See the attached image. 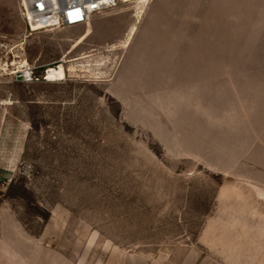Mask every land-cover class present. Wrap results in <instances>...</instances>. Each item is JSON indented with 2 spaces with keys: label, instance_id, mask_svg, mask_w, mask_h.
I'll return each instance as SVG.
<instances>
[{
  "label": "rangeland",
  "instance_id": "rangeland-1",
  "mask_svg": "<svg viewBox=\"0 0 264 264\" xmlns=\"http://www.w3.org/2000/svg\"><path fill=\"white\" fill-rule=\"evenodd\" d=\"M89 21L0 0V264H264V0Z\"/></svg>",
  "mask_w": 264,
  "mask_h": 264
},
{
  "label": "built area",
  "instance_id": "built-area-1",
  "mask_svg": "<svg viewBox=\"0 0 264 264\" xmlns=\"http://www.w3.org/2000/svg\"><path fill=\"white\" fill-rule=\"evenodd\" d=\"M151 0H19L20 12L30 31L76 26L119 6L144 7ZM45 77L43 75L42 79Z\"/></svg>",
  "mask_w": 264,
  "mask_h": 264
},
{
  "label": "bare ground",
  "instance_id": "bare-ground-1",
  "mask_svg": "<svg viewBox=\"0 0 264 264\" xmlns=\"http://www.w3.org/2000/svg\"><path fill=\"white\" fill-rule=\"evenodd\" d=\"M140 17H141V14H139V12H138L136 14V16H135V23L139 22ZM135 23H133L130 26L129 31H128V34L126 35L125 39L123 40L121 46H126L127 43H128V41H129V39L131 38L132 34L135 32V30H136V24ZM89 34H90V31L87 30L86 32H84L83 34H81L82 36L76 42L80 43ZM64 58H65V56H64ZM22 69H19L18 68L16 70L11 71V73H17V72H19ZM44 75H45V77L43 78V80H45V81L61 80V79H63L65 77V70L63 68V65L58 62V63H56V65H49L47 67V70H45Z\"/></svg>",
  "mask_w": 264,
  "mask_h": 264
},
{
  "label": "water",
  "instance_id": "water-1",
  "mask_svg": "<svg viewBox=\"0 0 264 264\" xmlns=\"http://www.w3.org/2000/svg\"><path fill=\"white\" fill-rule=\"evenodd\" d=\"M15 76L18 79H27L26 78V72H24V71H19V72L15 73Z\"/></svg>",
  "mask_w": 264,
  "mask_h": 264
}]
</instances>
